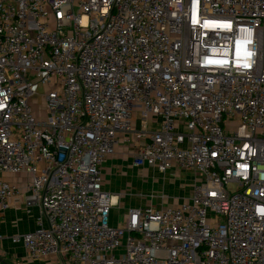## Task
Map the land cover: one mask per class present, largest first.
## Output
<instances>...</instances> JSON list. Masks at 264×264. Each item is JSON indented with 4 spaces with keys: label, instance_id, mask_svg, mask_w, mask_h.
<instances>
[{
    "label": "built area",
    "instance_id": "built-area-1",
    "mask_svg": "<svg viewBox=\"0 0 264 264\" xmlns=\"http://www.w3.org/2000/svg\"><path fill=\"white\" fill-rule=\"evenodd\" d=\"M126 137L192 192L113 227ZM17 199L31 260L264 264V0H0V215Z\"/></svg>",
    "mask_w": 264,
    "mask_h": 264
},
{
    "label": "crops",
    "instance_id": "crops-1",
    "mask_svg": "<svg viewBox=\"0 0 264 264\" xmlns=\"http://www.w3.org/2000/svg\"><path fill=\"white\" fill-rule=\"evenodd\" d=\"M135 146L133 139H122L115 154L101 170L103 190L119 199L110 212V225L113 227L126 226L130 209L176 208L191 198L193 178L190 174L173 170L172 173L163 175L155 168L135 167ZM10 181L22 186L21 179L10 178ZM162 196L169 199L163 201ZM11 203V208L0 215V264H68L56 257L31 260L23 245L13 242L14 237L30 234L38 229L40 212L38 208H32L28 213L23 199ZM116 207L124 213L123 223L112 211Z\"/></svg>",
    "mask_w": 264,
    "mask_h": 264
},
{
    "label": "rangeland",
    "instance_id": "rangeland-1",
    "mask_svg": "<svg viewBox=\"0 0 264 264\" xmlns=\"http://www.w3.org/2000/svg\"><path fill=\"white\" fill-rule=\"evenodd\" d=\"M43 92H44V88L43 87H41L40 88V90H39V92H38V94L40 95V96H38V100H37V103H36V106H35V111L37 112V111H41L42 110V104H43V100H42V98H41V95L43 94ZM10 178L11 177H7V176H5L4 177V179H6L7 181H10ZM127 198H129V197H127ZM169 199V197H167V199H165V200H163V201H166V200H168ZM113 212H114V215H116V217H117V219L119 220V221H121V223H123V219H124V213L122 212V210L121 209H118V207H116L114 210H112ZM117 227H124V226H117Z\"/></svg>",
    "mask_w": 264,
    "mask_h": 264
},
{
    "label": "bare ground",
    "instance_id": "bare-ground-1",
    "mask_svg": "<svg viewBox=\"0 0 264 264\" xmlns=\"http://www.w3.org/2000/svg\"><path fill=\"white\" fill-rule=\"evenodd\" d=\"M114 201H116V198H114Z\"/></svg>",
    "mask_w": 264,
    "mask_h": 264
}]
</instances>
